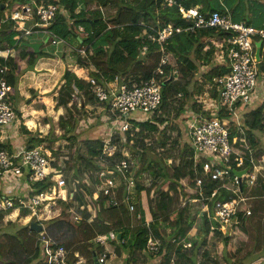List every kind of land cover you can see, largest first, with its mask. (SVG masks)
<instances>
[{
  "label": "trees",
  "instance_id": "obj_1",
  "mask_svg": "<svg viewBox=\"0 0 264 264\" xmlns=\"http://www.w3.org/2000/svg\"><path fill=\"white\" fill-rule=\"evenodd\" d=\"M33 3L52 4L58 7L59 12L53 23L45 30L65 41L71 49L65 48L62 59L66 61L65 56H72L71 64L80 67L90 66L94 69V72L91 71L92 73L90 72L86 77L92 76L108 82L114 77L121 82L136 85L150 80L159 66L162 55L161 46L151 42L150 37L168 25L183 31L174 34L162 45L165 53L170 56L172 65L163 67L167 78L162 82L161 105L158 109L160 114L158 115V112L152 114L144 123L130 120L134 128L125 134V141L123 143L115 141L118 152L128 150L133 163H137V167L134 164L133 173L136 194L134 210L130 212L128 204L123 202L125 186H120L116 193L117 200L119 202L122 200L118 206H111L108 197L101 199H97V195L95 197L94 184L99 182L95 181L94 175L104 169L97 162L101 156L103 143L96 139L76 140L75 136L69 137L71 131L73 134V125H70L64 137L68 138L67 145L73 146L75 170L72 180L78 182L75 190L78 191L77 198L82 203L80 205H83L76 215L83 219L77 222L70 219L68 205L59 201L57 203L60 207H64V210L58 218L46 221L44 231L41 233L31 231L28 226L13 228L11 223H7L0 229V264H45L37 247V240L42 235L53 241L56 247L68 251L70 261L75 260L73 254L78 253L87 260L88 264H97L95 261L97 250L102 248L95 247L92 241L98 235H106L109 232L120 235L119 242L115 244L117 254L118 252L124 254V264H143L144 257L149 258L150 261V263L145 261L144 264H207V262L238 264L234 259L241 243L245 241L246 218L240 220L229 235H223L215 228L216 224L209 222L203 215L199 225L200 238L197 241H189L190 243L187 241V235L196 221L191 212L190 201L197 198V193L194 191L192 153L187 145L185 127V122L190 116L181 119L179 117L189 108H192L193 113L199 112V106H196L200 105L197 103V98L199 93L200 95L203 93V86L211 85L214 78L228 73L226 62L218 64L216 58L218 50L222 55L226 54V46L219 47V43H222L229 34L218 29H194V32H190L188 28L193 27V24L186 23L181 18L180 9L199 7L203 15L218 13L229 16L234 23H244L264 30V0H221V3L216 0H174L172 6H166L165 0H0V49H9L13 52V56L8 57L7 60L0 59V82H4L9 87L5 100L11 106H14V102L19 98L17 91L19 77L27 71H32L39 59L48 58L45 53L41 51L35 53L22 45L28 42L24 40L23 32L16 25L17 22L9 18L11 12L20 11L24 5L33 6ZM106 10L109 13L105 17ZM79 27L83 29V33L78 32ZM186 29L187 31H184ZM144 46L147 49L142 52ZM83 47H85V60L77 54ZM67 49L68 53L65 54ZM66 62L69 60L67 59ZM174 71L177 73L175 79L181 81L182 85L177 84L171 76ZM198 74L202 81L199 84L195 79ZM82 75V72L64 73L65 85L60 91L58 105L70 103L71 95L75 91H83L85 97H88L86 77ZM180 94L179 101L184 103L179 107V113L169 119L170 107L174 100H177L176 96ZM217 97L216 91L211 89L210 98L216 100ZM87 99H89L88 103L93 104L92 98ZM84 105L86 106L85 103ZM85 106L81 105L80 110H84ZM69 111L71 112L68 108ZM203 115L211 118L208 112H204ZM215 116L221 119L226 114L219 109ZM136 118L138 117H134ZM178 118L179 123H177ZM70 119L73 120L72 117ZM169 121L172 122V127L167 131L166 126ZM242 127L244 139L253 150L254 164L258 165L260 162L262 163L260 166H264V95L256 104L243 111ZM24 132L31 136L29 132ZM150 134L157 137L153 138ZM235 134L241 137L234 132L231 137ZM171 135H173L172 139ZM45 140L47 139L31 138L28 148L38 147ZM116 158L122 157L118 154ZM167 160H173L174 164L168 165ZM245 168H247L246 174L240 178L241 193L248 194L251 198L262 199L256 201L253 207L251 205L252 212L249 216L251 218L253 212L257 210L256 206L259 205L260 208V204L264 202V179L258 178L256 182L258 187L247 191L243 182L252 172L253 165L246 163ZM108 170L113 173L111 176L119 173L112 165ZM22 171L28 184L27 193L23 195H26L24 200L47 191L52 185L49 178L31 183L28 180V170L24 168ZM236 172L240 171L232 167L230 176H235ZM142 177L148 179V186L144 185V180L141 184L136 182ZM222 183L231 185L228 181ZM217 185L218 182H207L208 191H213ZM12 195L14 193L11 191L14 208H17L18 198ZM0 196L5 197L2 186H0ZM227 196L228 193L221 190L219 197L212 201V207L215 201L227 200ZM86 215L88 216L85 217ZM1 220L2 216L0 222ZM211 227L214 229L211 230ZM167 229L170 232L167 233ZM149 237L159 242L155 254L146 249ZM235 240L238 242L237 245H240L236 246L237 248L234 246ZM183 242L189 243L190 248L185 249ZM263 260L264 250L258 261L253 264H261Z\"/></svg>",
  "mask_w": 264,
  "mask_h": 264
},
{
  "label": "built area",
  "instance_id": "obj_2",
  "mask_svg": "<svg viewBox=\"0 0 264 264\" xmlns=\"http://www.w3.org/2000/svg\"><path fill=\"white\" fill-rule=\"evenodd\" d=\"M216 1L221 3V0ZM165 4L172 6L174 0H165ZM58 12V7L55 5L33 3V6L24 5L20 11L11 12L9 18L17 22L16 25L23 32V36L43 32L51 37L52 45H59L65 44V42L45 30L53 23ZM180 15L186 23L193 24V27L188 28L190 32H194V29H218L229 34L222 43H219V47L225 45L227 48L226 54L222 55V63L226 62L229 68L228 73L222 77L214 78L211 85L206 87L208 88L206 92L211 89L216 91L219 108L217 106L215 109L216 104L213 102L211 106L215 111L210 114L211 118L205 117L204 111L200 110L196 113L192 112L185 123L187 145L192 153L194 191L197 193V198L190 201L195 210L193 215L198 219L196 221L199 225L205 215L209 222L216 224L215 228L223 235H229L240 220L251 216L250 206L247 204L249 198L241 193V177L230 176L232 167L237 171H243L247 170L246 163L253 165L252 172L243 182L244 189L254 187L258 178L264 179L261 174L264 169L261 168L260 162L258 165L254 164L253 150L249 148L244 139L242 116L239 115L264 95V30L247 26L244 23H234L229 16L218 13L203 15L199 7L181 8ZM27 23H30V26ZM182 31L168 25L150 37L151 42L161 46L162 54L159 66L150 80L136 85L135 83L121 82L117 77L108 82L89 76L85 79L88 97H85L83 91H75L71 95L70 106H85V99L88 101L87 98H92L93 104H95L94 110H97L96 118L106 126V137L102 140V152L97 161L104 169L94 175V179L98 180L103 187L96 184L94 190H96L97 199L108 197V203L111 206L115 207L121 204L122 200L121 202L117 200L116 193L120 186H125L123 202L128 204L130 212L134 210L136 201L133 173L137 163H133L128 150L125 151L128 156L125 155V152L123 154L118 152L115 141L122 143L125 141V134L134 128L130 120L144 123L148 117L158 112L161 105L162 82L167 78L163 67L172 65L170 56L165 53L162 45L171 36ZM78 32L83 33V29L79 27ZM258 42L260 48L257 61L255 44ZM146 49L144 46L142 52H145ZM12 56L11 50L0 49V59L3 61ZM176 74L175 71L171 74L174 80ZM8 91L9 87L4 82H0V127L12 125L16 120L13 107L5 100ZM219 109H222L226 114L224 118L220 119L215 116ZM134 117L138 118L134 119ZM80 122L84 123L83 120ZM233 132L241 137L239 138L236 134L231 137ZM118 154L121 155V159L116 158ZM50 158L48 151L40 146L25 149L13 156L8 155L5 150H0V179L15 181L23 176L22 170L25 168L29 172L28 180L31 183L49 178V182L52 184L47 191L34 195L28 200L19 199L17 208H14L12 198L2 201V210L27 209L37 222H42L46 221L44 211H50L53 201L67 202L69 193L66 197L60 194V190L67 187L66 180L61 173L64 167L59 164L52 166ZM167 164L172 165L174 161L167 160ZM110 165L117 169L119 172L117 175L111 176L113 173L108 170ZM225 181L230 182L231 185L227 186L222 183ZM207 182H218V185L209 192ZM144 185L148 186V182ZM221 190L228 193L227 200L215 201L212 207V201L219 197ZM39 209H43V214L38 213ZM58 216L60 215L58 214ZM81 219L83 217L76 214L73 217L76 222ZM213 229L214 227H211V230ZM117 237L115 233L109 232L106 235H98L92 241L95 247L103 248V252L95 257L97 264L106 263L109 255L105 248L111 247L113 243L117 244L119 242ZM37 247L41 251L45 264H88L87 260L78 253H74L75 260L70 261L68 251L62 247H56L53 241L43 235L39 237ZM158 247L159 242L149 237L146 249L155 254Z\"/></svg>",
  "mask_w": 264,
  "mask_h": 264
},
{
  "label": "crops",
  "instance_id": "obj_3",
  "mask_svg": "<svg viewBox=\"0 0 264 264\" xmlns=\"http://www.w3.org/2000/svg\"><path fill=\"white\" fill-rule=\"evenodd\" d=\"M39 51L42 52L41 47H40ZM45 54H46V52H45ZM217 54L218 55L216 58V63L222 64V62H223L222 54L220 53L219 50H218ZM49 59L50 58L39 59L38 62L35 64L32 71H27V72L23 73L18 79L17 91H18L19 98L17 101L14 102L15 105L14 106L12 105L17 119L15 120V122L12 125L0 127V149L5 150V152L10 156L16 155V154L24 151L25 149H28V146H29L28 142L31 141V138H33V139H37V138L38 139H45V137L47 136L46 135L47 130H50L49 132L53 131L52 134L55 133V131H54L55 125L53 124L54 123L53 120H57V119L59 120L58 122H59L60 126H62V129L60 128V130H62L61 132H63V134H62L63 137L65 135V132L69 131V128H66V127L68 126L67 125L68 120H69V122H71V119H70L71 117H69L66 120L65 118H63L61 116L63 115V113H62L63 110L67 109V111H68V108L71 110L70 103H68L66 105H58V102H59L58 97L60 95V91L63 89V87L65 85L64 73L70 72L73 74H77V73L79 74L82 72L83 73L82 77H86L87 71L85 72L83 69H81L80 66H79L80 67L79 68V67H77V65L73 64L71 69H66L64 72V65L65 64L62 63L61 60H60L61 61L60 62L58 59H56V57H54L53 60H49ZM67 67H68V65H67ZM40 69L49 70V73L44 75V74L40 73V71H39ZM200 82L202 83V81H200ZM203 88H204V86H203ZM207 92L203 91V93L208 95L207 100L211 104L206 108H205L204 104L199 105L198 110H203L204 112H208V113L212 114V113H214V107H212L211 105H213V102L217 103V99L213 101V99L210 98V92L209 91H207ZM202 94H201V96H202ZM189 109L187 111H184V112L185 113L188 112ZM54 111H56V115H57L56 119H52V116H46L48 114H54ZM187 115L190 116L191 114L187 113ZM46 117L47 118L51 117V118L47 119ZM80 117L83 118V116H80ZM86 119H89V118H86ZM96 119H98V118H96ZM24 131L29 132L31 134V136L29 137L28 134L26 135ZM68 136L71 137L72 136L71 133ZM66 137L67 136H65V138ZM66 139H68V138H66ZM87 139H94V137H91V138L88 137ZM46 150L48 151V153L50 154V156L52 158L51 152L48 149H46ZM51 165L57 166V164L53 163V162L51 163ZM69 168H70V166H69ZM263 169H264V167H263ZM261 174L264 176V170H262ZM0 186H2L4 191H5V197L2 198L0 196L1 201L11 199L12 198L10 196L11 191H12V193H14V195H12V196L19 198V199L23 198V200H24V197L26 195L25 196H23V195L25 193H27V189H28V184H26V180L23 176L16 179L15 181L14 180L8 181L5 179L4 180L0 179ZM257 187L258 186L255 185L254 187L248 188L246 190L250 191L254 188L256 189ZM63 190L64 189L60 190V194H62ZM21 193H22V195H21ZM243 196L249 198V200L247 201V204L250 205L251 212H252L251 205L253 207V205L256 201L262 200V199L256 198V197L251 198L248 194L243 195ZM263 201H264V199H263ZM62 202H64V201H62ZM263 204H264V202L260 204V208H259V205H257L256 206L257 210L255 213L253 212V216L251 218L250 217L246 218V220L244 222V226H245V228H244V230H245V241H244V243L243 244L241 243V246H240V245L236 244L237 241L235 240L234 246L235 247L240 246V250L238 251L236 258L234 259L236 262H238V264H253V263L257 262L259 257H260V254L264 250ZM27 211H29V210H27V209L26 210L25 209H17V210H11V211L0 210V216H2L1 222L3 221V218L6 219V221H8L9 218H11V220H12V218H14L16 220L19 217V215H21V214L24 215V213H26ZM59 212H60V210L57 207H54V205H52L50 207L49 212H47V211L44 212V214L46 215V221L58 218L57 215L60 214ZM28 214L27 213L25 214V217H27V219L29 218V216H27ZM30 216L32 217L31 214H30ZM21 217H24V216H21ZM51 217H53V218H51ZM1 222H0V224H1ZM196 226H198L196 232H199L200 229H199V224L197 223V221H195L194 226L191 228V230L195 229ZM162 229H163V225H162ZM167 230H166L167 233L170 232L169 229H167ZM188 239L190 240V238H188V235H187V241H188ZM189 243H184V247L190 246ZM107 248L108 247H106L105 250L109 255L108 261L112 262L113 259H112L111 253H110L111 247H109L110 251H108ZM189 248L190 247L185 248V249H189ZM116 252H117V248L115 249V253ZM120 254L121 253L118 252V255H120ZM144 258L145 259L143 260V264L145 263V261H146V263H147V261H148V263H150L149 258H147V257H144ZM172 259H174V258L172 257L171 260ZM123 263H125L124 260H123ZM261 264H264V260L261 261Z\"/></svg>",
  "mask_w": 264,
  "mask_h": 264
},
{
  "label": "rangeland",
  "instance_id": "obj_4",
  "mask_svg": "<svg viewBox=\"0 0 264 264\" xmlns=\"http://www.w3.org/2000/svg\"><path fill=\"white\" fill-rule=\"evenodd\" d=\"M45 1H47V0H45ZM108 13L109 12L107 10L104 11V16L106 17ZM28 26H30V23H28ZM23 38L28 43H40V44H42L41 50L44 53L46 52V55H48L49 56L48 58H50L49 60H53V58L56 57V59H58L59 61L61 60L62 63L65 64L64 65V72H65L66 69H71L72 68V65H73V63L71 64V62H72L71 57L72 56H69V55L65 56V60L67 61V59H68L69 62H66V61H64L62 59V55H63V53L65 51V48L66 47L69 48L67 46V43L65 41H64L65 44L52 45L50 43V38L51 37L48 34L43 33V32H40V33H32V34H30L28 36H23ZM45 39H48V41H47V43L44 44L43 42H44ZM84 48L85 47H83L82 49L78 50L77 54H80V57L85 60V55H84L85 49ZM66 53H68V49L65 52V54ZM67 65H68V67H67ZM77 67H79V66L77 65ZM81 69H83L85 72L87 71V74L88 75L90 74L91 71L94 72V69L92 67H90V66H87V67L83 66V67H81ZM39 71H40V73H42L44 75L49 73V70H45V69H40ZM199 76H200V74H198L196 76V78H195V79L198 80V84L201 83L200 82L201 80H200ZM175 81H177L176 83L179 84V85H182L183 84L178 79H175ZM206 87L207 86L204 85V88H202L203 91H206V89H208ZM191 89L193 90V87L192 86H191ZM209 92H211V90ZM180 97H181V95H177L176 96V99L177 100H174L172 106L170 107V109H171V115H170L169 119H172L173 117H175L176 114L179 113V107L181 106V104L184 103V102L181 103L179 101ZM207 97H208L207 94L203 93L202 96H201L200 93H199V96L197 98V103L200 104V105L204 104L205 105V108L208 107L211 103L207 100ZM84 103L86 104L84 110H80V108H81L80 105H75L74 107H72L71 108V112L70 111L68 112L67 109L66 110H63V112H62L63 115L61 117L65 118L66 120L69 117H72V119H73V121L71 120V122H69V120H68V122H67V125L68 126L66 128H69L70 125H73V128H72L73 134H71V135L72 136H75L76 137V140L77 139L78 140H81V139H84V138L86 139L88 137H90V138L91 137H94V139L99 140V141H102L106 137V130H105V127L106 126L105 125H102V123L99 122L98 119H96V117H97V110H94L95 104H88V102H87L86 99H85ZM256 103L257 102H255L254 104H256ZM215 104H216V107H215V109H216L217 106H218V104L216 102H215ZM196 106H199V105H196ZM192 112H193V110L190 108L188 112H186V113L185 112H182L181 117H179V118L181 119L182 117H186L187 116V113L188 114H191ZM159 114H160V112L158 111V115ZM239 115L242 116L243 113H240ZM46 116H52V119H56L57 118L56 111H54V114H48ZM80 116H83V118L80 117ZM136 116H138V115H136ZM48 118L50 119L51 117H48ZM86 118H89V119H86ZM179 118L177 119V123H179ZM82 119H83V122L84 123L81 124L80 120H82ZM53 121H54L53 124L55 125V127H54L55 133L52 134L53 131L52 132H49L50 130H47V132H46V135L47 136L46 137L44 136L45 139H47V140H45L40 146L43 149H48L51 152V155H52L51 162L56 163L57 165L59 164V166H63L64 167L63 170H61V173H62V176L66 180L67 187H66V189L63 190V192H62L61 195L64 196V197H66L67 196V193H69V195L67 197L66 204L68 205V209L71 210L69 212L70 213L69 215H71V218H70V216H69V218L73 220V217L76 214V212L79 211V209L83 206V205H80L82 203H80L79 199L77 198V192L78 191L75 190V185H77L78 182L75 181V180H72L73 171L75 170V167H74L75 165H73V161H74L73 160L74 159V154L72 152L73 146L71 144L70 145H67L66 138L63 137V135H62L63 132H61L62 130H60V128L62 129V126H60V124L58 122L59 120L57 119V120H53ZM103 126H104V129H103ZM166 127H167V131H169V129L172 127V122L169 121ZM71 133H72V131H71ZM150 135L153 136V138H156L157 137L154 134H150ZM173 135L175 137L176 136V132ZM173 135L170 136L171 139H172ZM180 144L183 145L182 143H180ZM125 151H126V149L124 150V152ZM53 152H55L56 154H53ZM175 152H177V151H175ZM57 153H58V155H57ZM122 154H123V151H122ZM129 154H130V152H129ZM125 155L128 156V154L126 152H125ZM176 155H177V153L174 154L175 157H176ZM130 157H131V154H130ZM260 164H262V163H260ZM69 166H70V168H69ZM263 167L264 166H261V168H263ZM92 180H93V178H92ZM142 180H144V184L146 182H148V181H146L147 179H144V177H142V179H139L138 178L136 180V182L139 183V184H141L142 183ZM95 181H98V180H95ZM94 185H96V184H94ZM98 185L100 187H103V185H100V183ZM99 186H98V189H99ZM115 186L117 187V184H115ZM95 191L93 193H94V195L96 197L97 194L95 193ZM246 193H248V192L246 191ZM18 200H19V198H18ZM58 201L59 200L53 201V204L52 205H54V207H57L60 210L59 213L61 214L62 211L64 210V207L63 208L60 207L59 206V203H57ZM135 201H136V194H135ZM2 207H3V204H2V201H1V198H0V210H2ZM29 212L30 211H27L26 213L28 214ZM191 212L193 214L195 213V210H194L193 206H191ZM36 213H37V211H36ZM38 213L43 214V209H39L38 210ZM21 216H24V217H21ZM27 216H29L28 219H27V217H25V215L21 214V215H19V217L16 220L14 218H12V220H11V218H9L8 221H6V219L3 218V221L0 224V229L3 228L7 223H11V225H12L11 227H13V228H19V227H22V226H28V224L30 222H35L37 224L42 225V231L44 230L45 223H47L46 221L37 222V220H36L35 217H31L30 216V213ZM87 216L88 215H86L85 217H87ZM51 218H53V217H51ZM197 228H198V226H196L195 229H192L189 232L188 238H190V240L188 239V242L189 241H197L200 238V236H201L200 233L199 232H196L197 231ZM237 243L238 242H236V244ZM188 247H190V246H185V248H188ZM115 249H116V244L113 243L111 245V252H110L113 261L112 262H109L107 260L108 262L106 261L105 264H124L123 263L124 254L121 253L122 254V255L120 254L121 256L118 255V254H116L117 252L115 253ZM107 250L110 251L109 247L107 248ZM97 251H98V254H101L103 252V248H102V250H97ZM207 264H210V262H207Z\"/></svg>",
  "mask_w": 264,
  "mask_h": 264
},
{
  "label": "water",
  "instance_id": "obj_5",
  "mask_svg": "<svg viewBox=\"0 0 264 264\" xmlns=\"http://www.w3.org/2000/svg\"><path fill=\"white\" fill-rule=\"evenodd\" d=\"M47 41H48V39H45L43 43L45 44V43H47ZM22 45H23L24 47H28V48L32 49L35 53H38L39 50H40V47L42 46V44H40V43H24V44H22ZM255 47H256V53H255V56H256V59H257V61H258V59H259V48H260V43H259V42L256 43V44H255ZM217 102H219L218 99H217ZM218 108H219V106H218ZM235 174H236V176L241 177L242 175H245V174H246V170H243V171H240V172H236ZM28 227H29V229H30L31 231H34V232H36V233H40V232L42 231V225L37 224V223H35V222H30V223L28 224ZM117 238L120 239V235H118Z\"/></svg>",
  "mask_w": 264,
  "mask_h": 264
},
{
  "label": "clouds",
  "instance_id": "obj_6",
  "mask_svg": "<svg viewBox=\"0 0 264 264\" xmlns=\"http://www.w3.org/2000/svg\"><path fill=\"white\" fill-rule=\"evenodd\" d=\"M119 240V239H118Z\"/></svg>",
  "mask_w": 264,
  "mask_h": 264
}]
</instances>
